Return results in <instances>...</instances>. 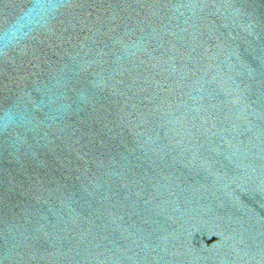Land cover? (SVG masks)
Segmentation results:
<instances>
[{"label":"water","instance_id":"1","mask_svg":"<svg viewBox=\"0 0 264 264\" xmlns=\"http://www.w3.org/2000/svg\"><path fill=\"white\" fill-rule=\"evenodd\" d=\"M0 264H264V0H92L0 162Z\"/></svg>","mask_w":264,"mask_h":264}]
</instances>
